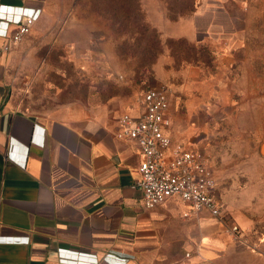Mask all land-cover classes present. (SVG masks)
Returning a JSON list of instances; mask_svg holds the SVG:
<instances>
[{
	"label": "crops",
	"instance_id": "1",
	"mask_svg": "<svg viewBox=\"0 0 264 264\" xmlns=\"http://www.w3.org/2000/svg\"><path fill=\"white\" fill-rule=\"evenodd\" d=\"M51 1L0 0V6L14 9L13 16L0 18V264H183L185 242L191 246L183 234L189 224L182 219L208 214L184 218L186 207L174 200L152 210L143 207L140 194L131 188L140 156L136 144L116 138L119 115L59 119L28 114L13 104L8 85L17 43L10 36L23 12L34 18L32 33L50 32L52 26L44 20ZM139 1L145 21L163 43L183 38L196 44L211 38L221 48L222 43L233 48L231 29L218 21L224 11L207 0L175 22L168 20L161 0ZM161 57L169 66L166 47L155 67ZM178 70L186 88L203 75L201 67L192 65ZM126 112L135 113L136 106ZM178 205L179 222L174 219ZM196 239L200 242L192 264L264 257L230 238L205 233Z\"/></svg>",
	"mask_w": 264,
	"mask_h": 264
},
{
	"label": "rangeland",
	"instance_id": "2",
	"mask_svg": "<svg viewBox=\"0 0 264 264\" xmlns=\"http://www.w3.org/2000/svg\"><path fill=\"white\" fill-rule=\"evenodd\" d=\"M161 1L167 11V0ZM199 1L171 4L181 11ZM206 3L224 11L218 21L231 29L235 43L231 49L222 43V55L188 88L182 86L181 70H174L172 59L167 66L168 59L161 57L150 70L151 59L142 47L127 39L125 44L126 36H116L105 20L96 18L87 0L51 1L44 23L52 29L41 34L30 31L17 43L9 71L13 104L37 116L115 118L136 106L149 89L172 94L173 141L193 144L209 161L224 206L219 219L208 215L182 219L189 224L183 234L191 246L185 242L183 264H192L200 242L196 237L205 233L230 238L264 256V0ZM177 49L186 53L184 46ZM181 207L175 209L177 222ZM203 220L207 227L199 226ZM233 226L240 235L231 232ZM237 264H264V257L253 256L251 261L245 256Z\"/></svg>",
	"mask_w": 264,
	"mask_h": 264
},
{
	"label": "built area",
	"instance_id": "3",
	"mask_svg": "<svg viewBox=\"0 0 264 264\" xmlns=\"http://www.w3.org/2000/svg\"><path fill=\"white\" fill-rule=\"evenodd\" d=\"M13 15V8L0 6V18ZM20 17L21 22L10 36L14 44L27 36L34 24L29 12ZM171 101L168 90L149 89L136 101L135 113L125 112L117 117L116 138L136 144L140 156L138 176L131 188L140 194L147 210L174 200L186 207L184 218H197L201 213L222 218L224 206L209 161L193 144L172 139ZM231 232L240 235L237 226Z\"/></svg>",
	"mask_w": 264,
	"mask_h": 264
},
{
	"label": "trees",
	"instance_id": "4",
	"mask_svg": "<svg viewBox=\"0 0 264 264\" xmlns=\"http://www.w3.org/2000/svg\"><path fill=\"white\" fill-rule=\"evenodd\" d=\"M90 4V11L96 18H102L110 26L118 37L123 38L133 43V45L141 46L144 54L151 59L148 66L156 63L159 56L163 53V45L166 46L169 56L175 64V69H180L183 65H192L206 69L216 61L222 53L219 52L220 46L211 38H206L199 43H191L186 39H167L165 43L161 41L160 35L155 28L145 21L144 12L141 9L139 0H87ZM185 3L187 0H181ZM107 2L110 6H105ZM172 0H167V18L171 22L177 21L180 17L191 15L194 8L187 9V6H182L181 11L173 9ZM178 11V12H176ZM180 46L186 48V53L180 51ZM172 47H175L173 49ZM208 57V58H207Z\"/></svg>",
	"mask_w": 264,
	"mask_h": 264
},
{
	"label": "bare ground",
	"instance_id": "5",
	"mask_svg": "<svg viewBox=\"0 0 264 264\" xmlns=\"http://www.w3.org/2000/svg\"><path fill=\"white\" fill-rule=\"evenodd\" d=\"M261 150H262V152H264V147H262V149H261Z\"/></svg>",
	"mask_w": 264,
	"mask_h": 264
}]
</instances>
